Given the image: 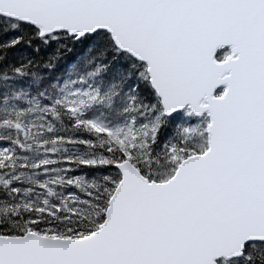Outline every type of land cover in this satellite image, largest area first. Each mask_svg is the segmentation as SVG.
<instances>
[{"label": "snow or ice", "instance_id": "obj_1", "mask_svg": "<svg viewBox=\"0 0 264 264\" xmlns=\"http://www.w3.org/2000/svg\"><path fill=\"white\" fill-rule=\"evenodd\" d=\"M0 264H264V0H0Z\"/></svg>", "mask_w": 264, "mask_h": 264}]
</instances>
